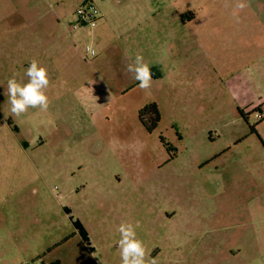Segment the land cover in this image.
<instances>
[{"label":"rangeland","instance_id":"rangeland-1","mask_svg":"<svg viewBox=\"0 0 264 264\" xmlns=\"http://www.w3.org/2000/svg\"><path fill=\"white\" fill-rule=\"evenodd\" d=\"M237 2L0 0V264H121V223L156 264H264V0ZM33 59L49 108L16 117Z\"/></svg>","mask_w":264,"mask_h":264},{"label":"clouds","instance_id":"clouds-1","mask_svg":"<svg viewBox=\"0 0 264 264\" xmlns=\"http://www.w3.org/2000/svg\"><path fill=\"white\" fill-rule=\"evenodd\" d=\"M247 6L243 0H238L236 4L240 10ZM87 52L92 56L96 54L91 44L88 45ZM125 71L138 81L140 89L147 90L151 87V68L144 62L142 55H136L134 61L127 64ZM25 75L28 77L27 83L18 82L15 74L7 82V103L10 105V112L16 117L26 113L29 108H39L42 111L49 108V98L46 95L49 86L47 69L33 59L25 70ZM117 230L120 233L117 248L121 264H156L154 258L146 260L143 241L137 238L135 227L131 223H121Z\"/></svg>","mask_w":264,"mask_h":264},{"label":"built area","instance_id":"built-area-1","mask_svg":"<svg viewBox=\"0 0 264 264\" xmlns=\"http://www.w3.org/2000/svg\"><path fill=\"white\" fill-rule=\"evenodd\" d=\"M88 6V5H87ZM84 7V8H79L78 12H77V16L79 17V22L78 25L81 26H85V25H94L95 24V20H94V15L91 13L90 10H92L93 8L91 7V5H89V9L88 7Z\"/></svg>","mask_w":264,"mask_h":264},{"label":"flooded vegetation","instance_id":"flooded-vegetation-1","mask_svg":"<svg viewBox=\"0 0 264 264\" xmlns=\"http://www.w3.org/2000/svg\"><path fill=\"white\" fill-rule=\"evenodd\" d=\"M211 229L210 230H208V234H209V236H211ZM206 233V232H205ZM246 242H247V244H248V247L250 246V249H251V247H252V245H250L249 243H250V238H246ZM202 243H203V246H202V249L204 250V253H205V256H207V258L210 256V254H211V252L209 251L208 253H207V251H208V249H210V247H211V240H210V238L207 236V239L206 238H203V241H202ZM214 243L215 244H217V245H219V247H223V246H225V244H223V243H218L217 242V240H215L214 241ZM231 253H232V255H234V253H233V251H231ZM235 264H239L238 262H234ZM209 264H217L216 262H213L212 261V263H209ZM240 264H249V261H247V262H241Z\"/></svg>","mask_w":264,"mask_h":264},{"label":"trees","instance_id":"trees-1","mask_svg":"<svg viewBox=\"0 0 264 264\" xmlns=\"http://www.w3.org/2000/svg\"><path fill=\"white\" fill-rule=\"evenodd\" d=\"M142 113H148L152 115L151 119H153V122L151 123V125L148 126L149 128L150 126L152 128H155L161 120L160 112L156 104H151L150 106L146 107ZM57 264H60V263H57Z\"/></svg>","mask_w":264,"mask_h":264}]
</instances>
